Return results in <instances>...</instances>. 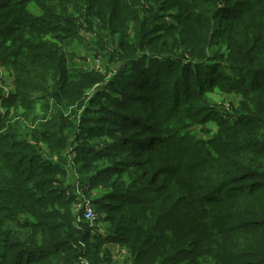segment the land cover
I'll list each match as a JSON object with an SVG mask.
<instances>
[{"label":"trees","instance_id":"16d2710c","mask_svg":"<svg viewBox=\"0 0 264 264\" xmlns=\"http://www.w3.org/2000/svg\"><path fill=\"white\" fill-rule=\"evenodd\" d=\"M0 64V264H264V0H0ZM72 142L106 236L73 210Z\"/></svg>","mask_w":264,"mask_h":264},{"label":"rangeland","instance_id":"374dc122","mask_svg":"<svg viewBox=\"0 0 264 264\" xmlns=\"http://www.w3.org/2000/svg\"><path fill=\"white\" fill-rule=\"evenodd\" d=\"M70 43V46H71V49H76L77 52L79 53V57L75 59V65L76 67L84 70V71H90V70H94V71H98V72H101L105 75V79L100 82V84H97L96 85V89H102V87H105L107 86L108 82L111 81L113 79V75L114 73L112 71H109V72H106L105 71V66H102V64L100 63V61H98L97 58L94 57L93 53L91 51H89L84 44H80L78 43L76 40H72L69 42ZM87 45V44H86ZM7 80L11 83L12 81V78L11 77H7ZM125 86L128 85L127 82H125ZM190 84L194 87L195 86V83L193 81L190 82ZM12 89L14 88V86H12ZM127 90V86L126 87H123L121 88V91H120V95H117L115 94L113 91H111L110 93L115 97H119L120 99H124V93L126 92ZM139 93H148V92H142V90H136L134 95H137ZM150 94V93H149ZM225 93H222L221 91H218L215 93H211V98L215 101V104L216 105H220V103L222 102V100H228V101H231V102H235L239 99V96H234V95H223ZM133 95V96H134ZM143 97V96H142ZM128 107L131 109L132 112H135L136 114H138L142 109L145 110V109H148L149 107H151V103L148 101V100H143V99H137L135 102H132V101H129L128 102ZM225 106V105H224ZM109 107H111V105H109ZM137 108V109H136ZM139 110V112H138ZM81 113V112H80ZM144 113V111H143ZM106 115V113H105ZM146 115H150L151 116V119H149V121L151 122V125L154 126V112L153 111H149L148 114ZM68 116H69V113H68ZM118 120V118H117ZM76 125L77 126H80V123H78L77 121H75ZM116 123H114V125H110V126H114L115 128L117 127L118 128V122H117V125H115ZM109 126V123L107 124ZM22 129L24 130L25 128L22 127ZM218 130V126L214 123H209L207 124L206 127L202 128L200 126L198 127H195V129L193 128L192 129V133L193 134H199V136H202L204 137L205 134H207L208 132H211L214 133ZM124 133H128L126 130L124 131ZM74 137V134L72 133L69 137V140H72ZM138 137V135H136L135 133H133L131 135V138L132 139H136ZM105 141L103 140H99V143L101 145H106L107 143H113V139H106L104 138ZM90 141H96L98 142V140H90ZM71 145H78V142H72ZM138 151V150H137ZM139 171H142V169H139ZM83 195V194H82ZM85 197L82 199L81 203H83L84 201H94L97 197V194L96 192L92 193V194H85L84 195ZM80 203V204H81ZM80 204H74L73 206V210L75 212H78V207L80 206ZM95 208V221L92 222V223H86L88 224L87 226L88 227H91L92 228V233L94 234H102L103 236H106L107 234V231H108V224L105 223L103 221V217H104V214H102L100 212V208L97 204L93 205ZM101 213V214H100ZM84 224H81L80 227L82 229H85V226L83 225H86ZM91 245H95L96 242H90ZM96 249V247H95ZM99 249V248H98ZM94 250V248H93ZM107 251V252H106ZM102 256L106 257L109 255L110 253V256H114L116 259H118V261H120L122 264H124V259L122 258V256L120 255V247L116 246L115 244H106L102 247H100V250L98 251ZM106 252V253H105ZM105 254V255H104Z\"/></svg>","mask_w":264,"mask_h":264},{"label":"built area","instance_id":"2783aa9c","mask_svg":"<svg viewBox=\"0 0 264 264\" xmlns=\"http://www.w3.org/2000/svg\"><path fill=\"white\" fill-rule=\"evenodd\" d=\"M7 77H10V72L6 71V69L0 64V88L3 90L4 94L3 96L8 98L10 95V92L12 90V87H10L11 83L7 80ZM2 113H5V109L2 108L1 110ZM77 122L80 123L79 117L77 119ZM23 126L26 129L31 128L30 123L28 121L23 120L22 122ZM75 145L70 146L69 150V155H68V169H69V176L68 179L71 181L72 184H75L76 190H77V195H78V204L81 203L82 199L85 197L83 192V189L80 188L81 183H80V176L76 172L77 165L74 163V158L76 157L75 154ZM83 194V195H82ZM94 204L92 201H84L83 203L80 204L78 207V212H77V221L78 223H92L95 221V207L93 206Z\"/></svg>","mask_w":264,"mask_h":264},{"label":"crops","instance_id":"0c3cea01","mask_svg":"<svg viewBox=\"0 0 264 264\" xmlns=\"http://www.w3.org/2000/svg\"><path fill=\"white\" fill-rule=\"evenodd\" d=\"M90 71H91V70H90ZM22 111H23V110H22ZM38 111H39V112L41 111V108H40V107L38 108ZM23 112H24V111H23ZM23 112H22V113H23ZM23 127H24V126H23ZM24 128H25V127H24ZM21 130H23V129H21ZM24 131H27V129L25 128V129L23 130V132H24ZM75 154H77V150H76V149H75ZM67 178H68V176H67ZM68 182L71 183V181H70L69 179H68ZM116 246H118V245H116ZM118 247H119V246H118Z\"/></svg>","mask_w":264,"mask_h":264}]
</instances>
